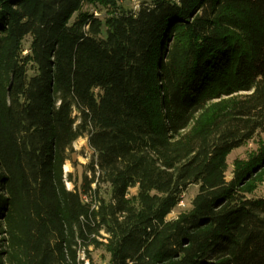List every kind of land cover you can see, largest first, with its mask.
Returning <instances> with one entry per match:
<instances>
[{
	"label": "trees",
	"instance_id": "obj_1",
	"mask_svg": "<svg viewBox=\"0 0 264 264\" xmlns=\"http://www.w3.org/2000/svg\"><path fill=\"white\" fill-rule=\"evenodd\" d=\"M257 135L264 0H0V264H264Z\"/></svg>",
	"mask_w": 264,
	"mask_h": 264
},
{
	"label": "rangeland",
	"instance_id": "obj_2",
	"mask_svg": "<svg viewBox=\"0 0 264 264\" xmlns=\"http://www.w3.org/2000/svg\"><path fill=\"white\" fill-rule=\"evenodd\" d=\"M144 1L150 0H119V2L129 9H137L141 3ZM101 8L94 7L91 3H86L83 6L84 11H90L93 13H98L100 16L105 15L104 10H100ZM264 140L263 135H257L254 139L250 140L245 145L234 149L231 154L228 156V179L232 178L233 171L236 168V160L246 162L250 159L252 154H255L261 143ZM75 152L72 155L73 161L76 163L87 164L90 162L93 151L88 144V139L86 137L78 139L74 143ZM65 173L72 172L73 176L76 177L79 182L82 178L83 173L86 171V168L80 164H73L71 161L66 163L64 167ZM68 188H73L74 185L70 182H66ZM137 192V188H132L130 190L131 194H135ZM197 193V187L195 185L190 186L189 189L183 194V197L179 203V205L173 210V212L168 216L169 219L176 218L181 212L186 211L191 206V201L193 197ZM254 196H264V179L258 180L253 188ZM109 262V255L105 253L103 250H93L92 251V258L90 261L86 260L85 264H108Z\"/></svg>",
	"mask_w": 264,
	"mask_h": 264
},
{
	"label": "built area",
	"instance_id": "obj_3",
	"mask_svg": "<svg viewBox=\"0 0 264 264\" xmlns=\"http://www.w3.org/2000/svg\"><path fill=\"white\" fill-rule=\"evenodd\" d=\"M95 14H96V15H98V13H97V12H96ZM88 264H89V263H88Z\"/></svg>",
	"mask_w": 264,
	"mask_h": 264
},
{
	"label": "bare ground",
	"instance_id": "obj_4",
	"mask_svg": "<svg viewBox=\"0 0 264 264\" xmlns=\"http://www.w3.org/2000/svg\"><path fill=\"white\" fill-rule=\"evenodd\" d=\"M66 166V165H65Z\"/></svg>",
	"mask_w": 264,
	"mask_h": 264
}]
</instances>
